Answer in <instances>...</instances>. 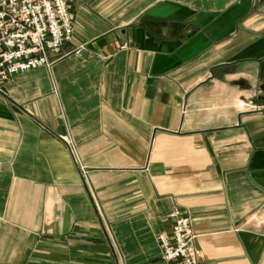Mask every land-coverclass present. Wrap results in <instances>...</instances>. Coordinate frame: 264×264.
<instances>
[{
	"label": "crops",
	"instance_id": "crops-1",
	"mask_svg": "<svg viewBox=\"0 0 264 264\" xmlns=\"http://www.w3.org/2000/svg\"><path fill=\"white\" fill-rule=\"evenodd\" d=\"M71 41L0 82V264H264V0H70Z\"/></svg>",
	"mask_w": 264,
	"mask_h": 264
},
{
	"label": "built area",
	"instance_id": "built-area-1",
	"mask_svg": "<svg viewBox=\"0 0 264 264\" xmlns=\"http://www.w3.org/2000/svg\"><path fill=\"white\" fill-rule=\"evenodd\" d=\"M70 0H0V82L17 72L49 66L71 41ZM254 108L264 112V105ZM170 230L157 235L168 264H197L200 249L188 215L175 208Z\"/></svg>",
	"mask_w": 264,
	"mask_h": 264
},
{
	"label": "water",
	"instance_id": "water-1",
	"mask_svg": "<svg viewBox=\"0 0 264 264\" xmlns=\"http://www.w3.org/2000/svg\"><path fill=\"white\" fill-rule=\"evenodd\" d=\"M260 89H261V91L264 93V81H263L262 84L260 85Z\"/></svg>",
	"mask_w": 264,
	"mask_h": 264
}]
</instances>
